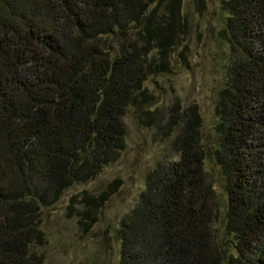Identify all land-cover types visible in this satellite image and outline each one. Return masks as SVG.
<instances>
[{"label":"trees","instance_id":"trees-1","mask_svg":"<svg viewBox=\"0 0 264 264\" xmlns=\"http://www.w3.org/2000/svg\"><path fill=\"white\" fill-rule=\"evenodd\" d=\"M224 7L219 199L196 107L142 106L185 34L181 0H0V264L43 263L42 209L118 158L129 107L176 159L121 218L117 264H264V0Z\"/></svg>","mask_w":264,"mask_h":264},{"label":"rangeland","instance_id":"rangeland-1","mask_svg":"<svg viewBox=\"0 0 264 264\" xmlns=\"http://www.w3.org/2000/svg\"><path fill=\"white\" fill-rule=\"evenodd\" d=\"M225 0H181L186 29L168 60L166 71L149 76L142 87L146 110L167 113L194 105L201 118L204 168L219 199L220 169L212 160L214 103L226 79L229 48L221 35L227 12ZM124 148L118 158L85 183L67 188L58 201L43 208L41 230L45 243L42 264H117V229L121 218L137 203L147 173L158 161L175 160L168 141L126 110ZM144 122V121H143Z\"/></svg>","mask_w":264,"mask_h":264}]
</instances>
